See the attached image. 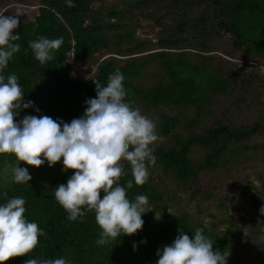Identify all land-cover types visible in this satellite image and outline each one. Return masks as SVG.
Wrapping results in <instances>:
<instances>
[{
  "label": "trees",
  "instance_id": "trees-1",
  "mask_svg": "<svg viewBox=\"0 0 264 264\" xmlns=\"http://www.w3.org/2000/svg\"><path fill=\"white\" fill-rule=\"evenodd\" d=\"M108 1L116 4L105 7ZM19 6L36 10L19 16L20 51L4 71L5 76L17 75L24 101L34 102V108L23 110L17 119L79 118L86 100L96 97L93 80L106 86L109 75L119 69L127 101L155 122L159 139L152 145L157 163L149 168L147 182L133 183L127 190L130 200L147 196L152 212L143 216L137 234L106 246L96 244L101 229L95 213L72 222L55 200L54 188L66 184L74 170L64 173L62 162L40 168L22 162L32 180L17 184L16 157L0 155V203L22 197L26 219L45 233L30 256L67 257L71 264H157V251L170 245L180 229L190 237L202 229L214 251H223L234 264H264V243L262 248L254 243L256 234H264V172H257L255 180L236 170L253 156H259L264 169V142L252 141L264 130V116L231 121L232 106L245 102L237 92L261 80L243 66L264 65V0H75L71 8L65 0H0V8H5L0 15H16ZM201 7L210 15L192 13ZM140 18L154 27L156 41L136 38L127 29ZM39 37L63 38L44 65L29 47ZM218 40L222 46L215 50ZM73 64L88 65L93 73L85 77ZM121 164L125 174L119 183L126 187L133 177L130 165ZM226 167L235 177L227 189L217 183L198 192L193 188L201 174ZM29 258L14 257L6 264H25Z\"/></svg>",
  "mask_w": 264,
  "mask_h": 264
},
{
  "label": "clouds",
  "instance_id": "clouds-1",
  "mask_svg": "<svg viewBox=\"0 0 264 264\" xmlns=\"http://www.w3.org/2000/svg\"><path fill=\"white\" fill-rule=\"evenodd\" d=\"M65 3L75 7V0ZM19 16L0 15V155L16 157L14 182L30 184L32 180L28 167H21L22 162L35 168L46 163L55 167L62 162L64 173L74 170L66 184L54 188L55 200L67 213V220L82 221L87 213H95V222L101 229L98 246L137 234L143 229V216L152 210L147 196L137 195L130 200L127 190L133 188V183H146L149 168L157 163L152 147L158 140L155 122L127 101L125 77L119 69L109 75L106 86L93 80L96 97L86 100L85 111L79 118L64 122L48 115H26L17 119L23 110L34 108V102L24 101L17 75H4L9 62L20 51L17 41L21 35L16 32ZM62 44V37H39L29 47L35 59L44 65L54 58ZM35 111L40 112L38 108ZM121 161L130 165L133 177L126 187L119 183L125 174ZM25 203L22 197L0 203V264L26 255L30 258L25 264H71L67 257L30 256L45 233L36 222L26 219ZM260 214L264 216V206ZM157 256V264L228 262V255L219 249L214 251L212 239L202 229H196L191 237L180 229L170 245L157 251Z\"/></svg>",
  "mask_w": 264,
  "mask_h": 264
},
{
  "label": "rangeland",
  "instance_id": "rangeland-1",
  "mask_svg": "<svg viewBox=\"0 0 264 264\" xmlns=\"http://www.w3.org/2000/svg\"><path fill=\"white\" fill-rule=\"evenodd\" d=\"M129 1L130 0H128V2ZM114 4H116V1H108L106 2L105 7H111ZM119 8H122V6ZM4 9L5 8H0V12H3ZM35 10L36 9L25 8L23 6H19L17 11L19 15L31 16L32 14L35 13ZM202 12L205 13L206 15H210L211 11L208 10L206 7H201L200 10L193 8L192 10V13L194 15L200 14ZM148 23L149 22H147L143 18H140L137 23H135L132 26H129L127 29L133 30L136 38L138 36L143 39H147V40L149 39V40L156 41L158 39V35H156L157 32L154 29V27L149 28ZM221 46H222V42L218 40L215 44V50L219 49ZM225 49L226 47L223 48L222 50H225ZM214 53L221 55V53L218 51ZM240 62L242 63V61ZM73 68H74V71L81 73L85 77H88L93 73V69L90 70L88 65H85V64H81V65L75 64ZM243 68L247 70L245 71L247 74L255 73L259 75L261 79L250 90H242V91L240 90L239 92H237L238 96L242 97L245 102L244 103L239 102L238 105L232 106L234 112H233V117L231 118V121L233 120L235 122L245 123V122L255 121L259 117L264 116V65L261 62H257V63L247 62L243 66ZM252 141L253 143L264 142V130L257 133L252 138ZM258 157L253 156L250 162H248L244 166L237 167L236 170L244 174H251L252 178L257 180L258 179L256 176L257 172L259 171L264 172V169H262L263 166H261V164L259 163L260 158L258 159ZM232 173L233 171H231L230 167L223 168L222 170L214 172V173H203L201 174V178L199 182L193 185V188L196 190V192H198L204 186H208L211 183H217L221 188L225 190L230 186L231 181H233L235 178ZM212 210L210 209L208 210V212ZM262 242L264 243V234H256L254 236V243H256L255 244L256 247L262 248ZM227 264H234L231 260V257H228Z\"/></svg>",
  "mask_w": 264,
  "mask_h": 264
}]
</instances>
